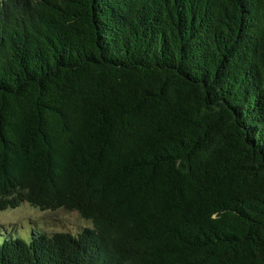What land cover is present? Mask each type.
Returning <instances> with one entry per match:
<instances>
[{"label":"trees","instance_id":"1","mask_svg":"<svg viewBox=\"0 0 264 264\" xmlns=\"http://www.w3.org/2000/svg\"><path fill=\"white\" fill-rule=\"evenodd\" d=\"M23 204L92 228L0 264H264V0H0V211Z\"/></svg>","mask_w":264,"mask_h":264},{"label":"rangeland","instance_id":"2","mask_svg":"<svg viewBox=\"0 0 264 264\" xmlns=\"http://www.w3.org/2000/svg\"><path fill=\"white\" fill-rule=\"evenodd\" d=\"M33 228L49 235L63 232L77 235L86 228H92V223L83 219L75 211L71 212L65 209L42 211L29 204H23L17 209L0 211V230H2L0 242L11 238H20L30 242V237L21 234L29 235ZM8 231L14 235V238L9 236ZM13 231L16 233H12Z\"/></svg>","mask_w":264,"mask_h":264}]
</instances>
